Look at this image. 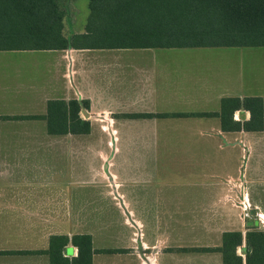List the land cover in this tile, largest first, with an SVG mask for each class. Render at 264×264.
<instances>
[{"label":"crops","instance_id":"1","mask_svg":"<svg viewBox=\"0 0 264 264\" xmlns=\"http://www.w3.org/2000/svg\"><path fill=\"white\" fill-rule=\"evenodd\" d=\"M133 49L141 52H129ZM152 49L0 50V250H43L50 235L88 233L94 253L125 249L112 253H126L133 264H157V257L169 254L163 250L166 239L180 237L182 214L161 217L155 212L149 217L136 207L134 196L132 203L122 191L125 180L134 185L147 179L135 175L140 170H164L166 164L159 165V155L169 157L179 148L177 144L216 138L220 145L222 141L240 144L242 150L250 135L258 145L264 144V116L259 131H226L216 115L224 97L258 96L264 110V47H258V64L249 66L239 52L157 55L148 52ZM70 99L88 101L79 114L89 121L90 131L48 133L43 117L48 101ZM133 113L151 115H128ZM232 117L243 122L249 112L238 109ZM88 143L95 146L89 148ZM72 151H93L103 159L106 170H93V175L104 181L105 194L121 209V228H103L82 204L72 205L64 186H58L60 181L54 177L60 170L71 182ZM185 161L189 170H207V164H212L207 159ZM32 170L42 172L35 177ZM122 170L128 171V179L121 176ZM157 201L156 207H165V201ZM72 223L74 228L75 224H95V233L74 231ZM28 231L42 244L24 245ZM97 239L111 243L97 245ZM174 247L180 251L182 246ZM66 252L73 256L77 249L69 243ZM219 258L222 264L220 253ZM24 261L48 264V256L0 254V264Z\"/></svg>","mask_w":264,"mask_h":264},{"label":"trees","instance_id":"2","mask_svg":"<svg viewBox=\"0 0 264 264\" xmlns=\"http://www.w3.org/2000/svg\"><path fill=\"white\" fill-rule=\"evenodd\" d=\"M87 1L83 31L68 36L64 32L65 9L61 0H0V50L264 47V0ZM87 107L86 100L48 101L43 116L48 133H88L90 123L79 114ZM238 109L248 111L249 118L243 122L234 120L233 113ZM216 115L223 130L259 131L264 116L262 99L224 97ZM247 228L244 233L225 230L218 245L193 250L219 252L222 264H264V231ZM69 243L77 249L70 257L66 255ZM94 252L88 233L50 235L43 250H0V254L43 253L48 256V264H92Z\"/></svg>","mask_w":264,"mask_h":264},{"label":"rangeland","instance_id":"3","mask_svg":"<svg viewBox=\"0 0 264 264\" xmlns=\"http://www.w3.org/2000/svg\"><path fill=\"white\" fill-rule=\"evenodd\" d=\"M65 9L64 32L71 35L82 32L88 15L87 0H61ZM139 54L141 51H129ZM157 55H188L203 54L209 56H221L228 52H239L249 64H258V47H182V48H153L148 51ZM249 79V77H248ZM216 141V142H214ZM220 145L216 138L208 143H181L169 157L159 156V165H164V170H140L135 173L137 177L143 175L146 180L135 181L133 185L125 180L122 191L126 197L135 199V205L140 211H145L151 217L155 212L161 217L166 215L182 214V230L180 237L166 239L164 251L169 254L157 257V264H219V252L197 251L194 247L218 245L221 234L227 229H240L244 233L248 226L264 231V144H257L253 137L236 147L234 145ZM228 145V146H227ZM95 144L88 143L87 147ZM189 158H186V157ZM207 159V170H189L184 159ZM103 159H100L93 151L79 154L72 151L71 182L68 177L55 174V181H60L65 192L69 193L71 204H82L93 218L99 219L103 228H116L122 225L123 214L114 203L112 197L105 194L104 181L93 175V170H104ZM106 170V169H105ZM35 177L42 170H32ZM68 172L65 165V173ZM121 176L128 179V171H120ZM130 174V173H129ZM44 177L45 175H41ZM148 182V183H147ZM63 184V185H62ZM156 199L165 207H156ZM157 201V202H159ZM181 205V206H180ZM156 210V211H155ZM96 222V220H95ZM113 222V223H112ZM30 227V223L23 224ZM41 227V224H39ZM95 224L72 223V230L91 231L95 233ZM112 230V229H111ZM29 236L24 239V245L36 246L42 244L41 238L34 237V233L28 231ZM110 244L107 239L96 240ZM175 245L182 246L180 251H175ZM186 248V250H183ZM172 250V251H170ZM239 252V249L237 250ZM70 257V256H69ZM153 258V255L151 256ZM156 258H154L155 260ZM133 264L126 253H108L97 250L94 253L92 264ZM23 264H34L27 261ZM38 264H43L41 261Z\"/></svg>","mask_w":264,"mask_h":264}]
</instances>
